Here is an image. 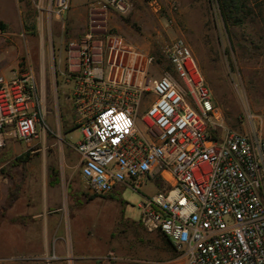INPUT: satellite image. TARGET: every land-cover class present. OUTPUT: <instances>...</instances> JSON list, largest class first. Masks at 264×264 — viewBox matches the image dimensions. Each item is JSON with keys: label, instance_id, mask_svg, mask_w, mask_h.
<instances>
[{"label": "built area", "instance_id": "obj_1", "mask_svg": "<svg viewBox=\"0 0 264 264\" xmlns=\"http://www.w3.org/2000/svg\"><path fill=\"white\" fill-rule=\"evenodd\" d=\"M69 3L53 0L48 13L58 18ZM134 9L133 0H88L85 31L66 43L62 74L79 131L67 143L87 190L138 192L144 227L185 264H264V135L209 133L220 111L191 47L175 37L164 49L172 70L154 67L155 56L117 30L115 19ZM43 120L34 69L0 74V148L8 140L29 148Z\"/></svg>", "mask_w": 264, "mask_h": 264}, {"label": "rangeland", "instance_id": "obj_2", "mask_svg": "<svg viewBox=\"0 0 264 264\" xmlns=\"http://www.w3.org/2000/svg\"><path fill=\"white\" fill-rule=\"evenodd\" d=\"M87 1L70 0L68 9L56 18L48 13L53 0H0V21L5 24L0 29V74L26 64L34 69L44 119L29 148L22 142L13 146L12 140L0 148V197L7 196L16 183L21 184L17 199L24 184L26 191L41 195L46 185L37 162L43 161L42 172L48 169L52 177L48 191L55 198L48 213L58 219L51 237L45 231L38 235L48 261L41 256L27 258L14 249L8 256L13 254L22 264H185L160 233L144 227L138 192L127 187L102 196L87 190L79 156L67 143L77 139L79 131L71 118L69 87L62 74L65 47L85 31ZM133 1L134 11L115 19L118 32L154 55V67L165 71L172 70L165 47L175 37L189 44L220 111L216 128L210 123L208 132L216 137L230 130L264 135V0H252L253 11L237 14L241 22L230 20L227 27L217 0H161L163 8L158 14L147 8L146 0ZM154 67L150 72L157 76ZM143 108L141 104L139 110ZM26 151L25 163L10 166ZM29 163L37 164L29 170ZM143 191L152 193L155 186L147 183ZM4 202L0 227L6 221L10 226H23L6 220V211L14 202L3 210Z\"/></svg>", "mask_w": 264, "mask_h": 264}, {"label": "crops", "instance_id": "obj_3", "mask_svg": "<svg viewBox=\"0 0 264 264\" xmlns=\"http://www.w3.org/2000/svg\"><path fill=\"white\" fill-rule=\"evenodd\" d=\"M16 142L18 141L11 142V145L15 146ZM41 155L44 157L43 154ZM37 163H36L38 165L37 168L40 171L41 177H43V181L46 186L44 187V190L41 193V195H37L33 192L32 189H28V191H26L27 188L26 185L24 184L20 197L6 211V220L12 217H16L18 215H25L26 217H28V222L23 226L21 225L10 226L8 221L2 224V226L0 227V264H22V262L19 263L18 261L15 260L13 254H12L13 258L11 256L10 257L8 256L11 249L12 250L14 249L16 252L21 253L22 255L23 253H25L27 255L26 256L27 258L29 256L31 257L41 256L45 261H48L46 260L47 255L44 254L45 244L43 243L42 245L39 242L41 237L38 235L43 234L45 231L48 234V238L51 237V235L54 233V228H55L54 221L56 222L58 219L51 218L55 216L49 215L48 213V211L53 206L52 204L55 199L51 194H49L48 191V185L50 186V184H52L51 183L52 179H50L51 175L50 173H48V169L47 172L44 173L42 172L44 171L43 161ZM29 164L30 165L28 166V169L33 170L36 164L35 163L34 164L29 163ZM123 190H124L123 188H120L115 190L113 193L117 194L118 192H122ZM5 196L6 194L0 197V207L1 204L4 202ZM51 197L53 198L51 199ZM50 200H52V202H50ZM152 233L159 234L160 232H152ZM160 234L164 237V239H166L165 241L167 243H170L169 240L162 233ZM90 251H92V248H90ZM39 253L40 255H38ZM37 260L41 263H44L40 261V259ZM23 264H29V263L25 262Z\"/></svg>", "mask_w": 264, "mask_h": 264}, {"label": "trees", "instance_id": "obj_4", "mask_svg": "<svg viewBox=\"0 0 264 264\" xmlns=\"http://www.w3.org/2000/svg\"><path fill=\"white\" fill-rule=\"evenodd\" d=\"M255 2H257L255 0ZM218 8L220 11V15L222 20L227 27L228 22L232 20V23L236 24L241 22V16L239 17L237 14L239 13H250L253 11L251 5L253 4L252 0H217ZM252 3V4H251ZM231 23V22H230ZM5 24L0 21V29H4ZM29 158V152H24L19 156H16L13 161L10 163V166L25 163ZM21 184L16 183L12 187L8 189V193L5 199L4 204L2 205V209L5 210L17 199L19 194V188ZM1 218L4 217V211L1 212ZM11 222L26 224L28 222V218L25 215H18L16 217L11 218Z\"/></svg>", "mask_w": 264, "mask_h": 264}]
</instances>
